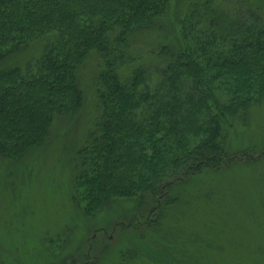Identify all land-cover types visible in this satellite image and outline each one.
Here are the masks:
<instances>
[{"label":"trees","instance_id":"obj_1","mask_svg":"<svg viewBox=\"0 0 264 264\" xmlns=\"http://www.w3.org/2000/svg\"><path fill=\"white\" fill-rule=\"evenodd\" d=\"M170 2L0 0V62L28 57L0 71V158L41 147L58 118L79 111L88 69L95 105L72 194L84 215L118 200L153 203L154 214L174 187L250 162L227 155L225 139L264 106V10L202 0L204 20L182 19L170 45L140 44Z\"/></svg>","mask_w":264,"mask_h":264},{"label":"rangeland","instance_id":"obj_2","mask_svg":"<svg viewBox=\"0 0 264 264\" xmlns=\"http://www.w3.org/2000/svg\"><path fill=\"white\" fill-rule=\"evenodd\" d=\"M200 1L171 0L165 18L137 40L150 49L170 45L182 19L204 20ZM241 1L212 0L244 9ZM248 1L264 10V0ZM27 60L9 57L0 71ZM79 78V111L58 118L41 147L0 158V264H264V106L252 105L226 134L227 155L250 162L174 187L154 214L153 203L118 200L88 217L72 194L75 153L94 112L93 73Z\"/></svg>","mask_w":264,"mask_h":264}]
</instances>
